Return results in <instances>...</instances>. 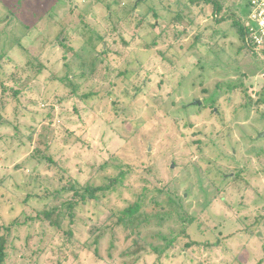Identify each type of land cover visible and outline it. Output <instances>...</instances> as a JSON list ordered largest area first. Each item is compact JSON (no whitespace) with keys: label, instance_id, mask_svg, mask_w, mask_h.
<instances>
[{"label":"rangeland","instance_id":"374dc122","mask_svg":"<svg viewBox=\"0 0 264 264\" xmlns=\"http://www.w3.org/2000/svg\"><path fill=\"white\" fill-rule=\"evenodd\" d=\"M220 3L225 18L200 0H0V78L19 91L0 87L6 264H264V50L241 48L247 0ZM59 169L120 181L58 227L24 223ZM159 188L160 207L119 220Z\"/></svg>","mask_w":264,"mask_h":264},{"label":"trees","instance_id":"16d2710c","mask_svg":"<svg viewBox=\"0 0 264 264\" xmlns=\"http://www.w3.org/2000/svg\"><path fill=\"white\" fill-rule=\"evenodd\" d=\"M200 1H205L206 3H212L213 4L215 18H217L220 15L224 16V15H222L220 13L221 12L220 10L222 9V4L220 3V0H200ZM247 2H248L247 3V7H249L250 0H247ZM248 10L245 12L246 16L248 14ZM221 18H225V16L221 17ZM234 22H235V25H236V27H237L240 35H241V38H242L243 47H241V48L244 49L247 52L249 50H248V48H246L245 43H244L245 33H246L245 27H244L243 23L241 22V20H238V18H235ZM63 40H65V39L62 38V37H59V39H58L59 43H57V45H59V48L61 50L66 52L67 49H66V45L63 42ZM67 45H70V44L67 43ZM105 51H107V48L105 50H103L102 52H105ZM252 54H258V53L257 52H252ZM73 58L76 59V60L78 58H80L79 57V53L77 51L75 53L73 51ZM99 61H101V59H96L93 56V61H92V64L90 66L94 67L95 65H97V63H99ZM84 63L80 65L81 68H85V66H84L85 64ZM66 65H67V63H66ZM93 69H92V71H93ZM0 71H1V66H0ZM90 72H91V70H90ZM69 78H70V76H69ZM8 82H9V80L3 81L0 78V87H1V89L3 91V93H6L9 90H12V94L14 96H17L19 94L18 89H14V87H11L8 84ZM87 96H91V95H87ZM255 102L258 105H261V104L264 105V91H262L260 93L257 101H255ZM3 104L4 103L2 102L1 105H3ZM263 115H264V113H263ZM5 120H7V119H5V116H3L0 113V124L1 123L2 124H4V123L5 124H7V123L11 124L9 120H7V121H5ZM29 139L31 141L32 140V136H30ZM38 152H42V154L41 153L37 154ZM37 155L41 156L39 159H46L47 164L49 166H51V168H53L54 166H57V163L54 161L53 157L47 152V150L36 149L35 156H37ZM61 172H62L61 169H59V173H58V170H57L56 174L53 177H55L56 181H63L64 183L65 182L66 183L64 185H62L60 188L55 189L53 191H50L49 189L46 188V190H45L46 193H47L46 197H49V199H50V197L56 198L57 196L61 195V193H66V192L68 194L70 193V194H73V195H71L70 198L67 201L62 202V204L59 205V206L58 205H52L51 206V203H53V201H52L53 199L50 202H49V199H48V202L46 203L45 208H43L41 210L39 209L40 211H37L36 216L34 218L28 217V218L24 219V223H28V222L31 223V222L35 221V219L40 218L42 221H44L48 225H50L52 227H55V226L58 227L61 224L62 219H63L64 215L66 214V212H68L69 214H73L72 210H74L75 207L78 206L80 203H85V202L89 201V199H98L99 196H100V193L105 194V192L113 190L117 186V182L120 181L119 177H115V179L113 181H111L107 185L96 186V185H91V184L88 183V184H86L84 186H78V185L70 183V181L68 179H65L64 175L61 174ZM37 176H39V177L35 178V180H36V182H35L36 186L35 187L43 188V187H41L42 184H43L41 182L42 179H41L39 174ZM4 179L5 178L0 179V181H3ZM160 191H161L160 188L157 189V193L151 197L150 202L147 203L146 205H142L141 202H143V201L142 200H138L133 205H130V206L126 207L122 211L119 220L123 221L124 218H127V216L134 217V215L139 210H141L143 207L146 208L148 205H153V207H152L153 209H155L157 207H160L162 205V203H161V201H159V198H156L158 196V194L160 193ZM32 193H34V192L32 191ZM28 200L29 199L26 198L25 199V203H27ZM171 202L179 203L178 200H176L175 198L169 196L168 199H167V204H169ZM46 206H48V207H46ZM62 206H65L63 211H61L59 209ZM74 216H75V214H74ZM151 217H152V215H150L147 211H145L143 218L146 219V221H150ZM156 217H157V215H156ZM30 219H32L33 221H31ZM159 219L162 220V215L159 216ZM16 220H17V218L14 219L10 224H14ZM26 220H29V221H26ZM123 222H125V221H123ZM2 229L4 230V232L0 234V264H6L7 261H8V259H7L8 258L7 249H8V245H9L8 234H9V231H10V226H6L5 225V226L2 227ZM5 231H7V232H5ZM190 244L191 243H186V245H188V246ZM192 244H194V243H192Z\"/></svg>","mask_w":264,"mask_h":264},{"label":"built area","instance_id":"2783aa9c","mask_svg":"<svg viewBox=\"0 0 264 264\" xmlns=\"http://www.w3.org/2000/svg\"><path fill=\"white\" fill-rule=\"evenodd\" d=\"M244 43L252 52L263 51L264 47V0H250L245 21Z\"/></svg>","mask_w":264,"mask_h":264},{"label":"water","instance_id":"95a60500","mask_svg":"<svg viewBox=\"0 0 264 264\" xmlns=\"http://www.w3.org/2000/svg\"><path fill=\"white\" fill-rule=\"evenodd\" d=\"M192 103L193 104H196V105H200L201 104V101L200 100H194ZM174 166H175V163H174V161H172L171 167H174Z\"/></svg>","mask_w":264,"mask_h":264}]
</instances>
